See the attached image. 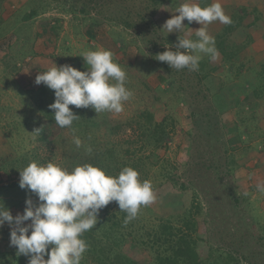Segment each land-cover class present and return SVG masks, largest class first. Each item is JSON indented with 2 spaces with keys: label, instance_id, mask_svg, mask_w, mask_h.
<instances>
[{
  "label": "trees",
  "instance_id": "obj_1",
  "mask_svg": "<svg viewBox=\"0 0 264 264\" xmlns=\"http://www.w3.org/2000/svg\"><path fill=\"white\" fill-rule=\"evenodd\" d=\"M5 1L0 0V41L3 37L5 38L4 33L13 29L11 37L1 41L9 51L12 49L14 39H20L19 28L22 30L21 28L27 27L26 23L44 12L45 7L34 6L18 18L15 13L7 16ZM123 1L127 3V0ZM145 1L147 2L145 5L140 2L139 8L133 9L129 6L124 7L119 0H72L69 11L89 19L86 25L89 40L95 39L96 36L95 32L91 33V31H96L100 24L104 23H99L90 17L92 11H97V6L116 9L117 11L114 12L110 10L108 19L134 33L141 40L144 48L157 49L158 53L165 51L164 45L170 46L171 50L175 51L174 46L178 43L179 36L196 39L193 33L191 36L186 33H189L190 27L200 25L195 21L189 24L187 20L183 23L186 27L178 35H164L163 40L151 37V34H158V31L148 17L158 12L168 15L171 9L167 6V0ZM133 3L135 6L134 1ZM149 7L152 8V13L148 12ZM145 12L150 15H146ZM98 14H101V11H98ZM228 16L232 23L227 25L218 23L216 25L218 30L212 35L215 37V46L219 52L217 59L213 61L209 56L202 58L198 71H189L187 68L171 69L166 62L157 60L158 53L154 54V58L159 71L165 74L166 82L169 86H177V93L183 101H185L184 93H192L193 98L197 100L200 96L201 100H207L210 91L208 83L215 79L216 73L225 72L226 75L224 70L226 68L231 69L228 74L234 70L235 75L238 76L246 70L243 77L249 78L245 80V84L250 91L242 93L241 100L238 98L241 94L232 87L231 94L235 92L233 95L236 98L233 107H246L248 111L254 113L255 109L264 106V59L256 66L243 69L246 64L242 61L241 55L243 53L245 57L247 42L242 39V35L250 34L253 40L251 30L259 29L260 33H264V0H261L260 6L235 10ZM133 17L136 20H132ZM17 23H20L19 28ZM55 23L59 21L53 20V23L49 21L46 24L47 33L53 35L55 28L53 29L51 24ZM160 27L162 28L161 24ZM158 30L160 31L159 27ZM38 35L39 33L36 34ZM157 39H161L162 42ZM21 41V49L17 54L8 57L14 62L36 55L35 49L27 43V39ZM63 48L66 50V47ZM65 50L63 49L62 52ZM57 57L60 58V55L57 54ZM67 64L78 70L87 71V64L82 57ZM16 67V63H13L14 72L17 70ZM143 89L151 95L152 104H161L156 91L149 84L142 83L141 95H143ZM21 91L29 100L32 109L41 115L37 127L40 129L38 141L41 144L49 143L50 140L46 135L52 127L69 130L60 128L55 123L54 111L48 107L55 100L54 90H50L41 83ZM216 91L212 94L213 97L222 91V87H217ZM150 106V102L143 103L142 108L138 106L124 122L113 120L107 111L96 113L91 107L69 106L80 117L73 122L72 129L69 131L74 135H85L87 143L79 148L74 146L64 152L59 164L71 169L78 164L91 163L112 176L118 175L123 167L130 166L138 171L141 181L151 182L155 193L154 202L141 206L136 218L127 224L124 223L127 214L120 211L117 202H110L102 208L95 227L83 233L82 239L88 244V249L83 255L81 264H264V238L259 236L253 223L250 225L247 215L241 214L240 201L235 197L232 189L233 185H240V182H236L235 179L237 171L235 168L232 170L228 167V175L234 174L231 185L225 180L226 172L221 173L223 164L224 168L232 164L227 163L231 151L228 145L222 142L219 134L222 118L220 112L211 113L210 109H205V112L193 109L183 117L189 126L193 123L198 126L200 120L207 124L203 135L207 137L209 152L198 155L201 157L199 162L194 160L192 143L195 142V137L190 129L180 130L184 141L191 142V145L187 146L184 173L177 174L174 165H170L163 156L167 150L166 144L178 122L170 114L160 111L158 113L156 107ZM163 107L165 106H160V109ZM126 128H130L134 140L121 138L119 139L121 141H115L113 137L123 133ZM101 129H104V135L98 138L93 133ZM89 147L91 152L86 150ZM154 151H159L160 154L154 155ZM49 154L47 159L55 157L51 151ZM34 160L38 162L36 158ZM30 162L27 155L16 159H12V155H0V171L19 174L16 170H22ZM262 162L259 161V163ZM183 177H186L185 180ZM16 186L19 185L12 184L8 188L14 189ZM23 190L26 195L36 197L35 194ZM247 190L244 188L241 192L244 193ZM223 198L232 205L231 208L237 216L235 223L231 224L226 214ZM35 200L38 203V197ZM19 206L25 209V201ZM0 242L10 243V227L7 223L0 228ZM14 250H16L15 247H13ZM8 253L0 254L7 256ZM47 258L45 256V259ZM11 259V261L6 260L5 264H28V257L22 255L17 257L12 255Z\"/></svg>",
  "mask_w": 264,
  "mask_h": 264
},
{
  "label": "rangeland",
  "instance_id": "obj_2",
  "mask_svg": "<svg viewBox=\"0 0 264 264\" xmlns=\"http://www.w3.org/2000/svg\"><path fill=\"white\" fill-rule=\"evenodd\" d=\"M71 1L6 0L4 2L7 16L15 13V16L20 18L34 6L45 7V10L31 22L26 23L27 27L21 28L22 30L19 28L20 23H17L20 39H14L11 50L7 51V47L1 41L11 37L13 29L4 33L5 38L3 37L0 41V155H12V159L27 155L31 162L35 161L34 159L36 158L40 164H46L47 162L59 164L64 152L75 146L72 142L74 133L67 129L59 130L52 127L46 135L50 140L49 143L41 144L38 141V133L34 132L37 130L41 115L38 111L32 109L29 105V100L21 90L34 86L38 73L46 71L49 68L48 66L51 67L52 61L59 66L76 61L80 57L81 52L85 50H97L99 48L110 50L113 53L114 62L127 74L126 87L131 91L132 95L128 101L124 102L122 112H108L109 116L113 120L124 122L134 113L138 106L142 108L143 103L149 102L151 106L156 107L158 113L160 111L173 116L178 123L174 128L173 135L170 136V140L166 144L167 150L163 158L170 165H174L177 174L184 173L187 146L191 145V142L184 141L180 130L190 129L195 137V142L192 143L194 160L199 162L201 157L198 155H203V152H209L207 137L203 135V130H205L207 124L200 120L198 121V126L194 123L189 126L183 117L193 109L203 112H205V109H210L211 113L220 112L222 118L219 124V134L222 142L228 145L231 151L227 163L232 164L226 168H224L223 164L221 173L226 172L225 180L227 184L231 185L232 175L234 174L228 175L227 170L228 167L232 168V170L236 169L235 179L236 182H240V185H233L232 189L235 197L240 201V212L247 215L250 225L253 223L256 231L260 234L259 236L264 238V191H260L257 187L258 185L264 186V106L257 110L255 109L254 113L248 111L246 107L235 108L233 107L234 99H236L235 95H233L235 92L231 94L233 87L241 94L238 98L242 100V93L250 91L245 84V80L249 78L243 77L246 70L240 73L241 75L239 76L235 75L234 70L228 74L231 69L227 68L224 69L227 73L226 75L225 72L216 73L215 77L212 75L215 79L208 83L210 95L207 93L209 96L207 100H201V96L197 100L193 98L192 93H184L185 101L180 100V95L176 90L177 86H169L165 80V74L159 71L154 58V54H157L158 50L144 48L141 40L134 33L108 19L109 13L117 11L116 9L111 10L107 8L108 6H97V11L90 13V17L93 20L104 23L100 24L96 31H91V33L95 32L96 36L95 39L89 40L86 32V25L89 23V19L79 13L70 12ZM133 1L135 6H133ZM119 2L124 7L129 6L133 9L139 8L140 2L144 5L147 3L145 0H127V3L119 0ZM184 2L185 0H167V6L171 9V13L168 15L158 12L151 16L149 13H152V8L149 7V13L145 12V14L150 15L148 19H150V23L153 22L155 24L157 28L155 30L158 31V34H151V37L163 40L164 35H178L183 31L182 29L180 32L168 34L167 29H162L160 24L163 26L167 19L178 15L179 13H176V10ZM195 2L200 6H209L216 0H208L207 2L195 0ZM219 2L222 4L225 14L229 15L232 11L241 10L245 7L253 9L260 6L261 0H219ZM98 11H101V14H98ZM53 20H58L59 23L51 24L53 29L55 28L52 35L47 33L45 29L46 24L49 21L53 23ZM132 20L136 19L133 17ZM186 20L182 23L186 22ZM218 23L220 22L214 21L208 26L210 35H213L218 30L216 27ZM199 27H190L189 33L186 34L191 36L193 33V36H195L194 31ZM258 30H251V34L255 38L253 40H251L250 34L242 35V39L247 42L245 57L243 53L241 55L243 56L242 61L246 64L243 69L256 66L259 64L258 62L264 59V33H260ZM38 33L39 35L36 36ZM25 39L35 49L36 55L14 62L8 57H13L17 54L21 49V40ZM161 39L157 40L161 41ZM165 46L163 48L166 50ZM63 47H66V50ZM53 49H55L54 52ZM63 49L65 50L64 52H62ZM158 49H161V47H158ZM57 54L60 55V58L57 57ZM201 55L202 58L208 57L205 54ZM13 63H16L17 66L15 72L13 71ZM144 82L156 91L157 98L161 104H152L151 95L146 89L142 90L143 95H141L140 89H142V83ZM217 87H222V91L219 94L216 93L217 96L213 97L212 94L217 92ZM160 106L165 107L160 109ZM93 134L101 138L104 135V129L97 132L94 131ZM75 136L82 140V145L87 143L85 135L77 134ZM236 137L238 139H235ZM113 138L115 141H121L119 140L121 138L134 140L130 128H126L123 133ZM50 151L55 155V157H51V161L47 159L50 156ZM153 154L159 155L160 153L159 151H154ZM259 161L263 162L259 163ZM16 171H19V169ZM185 178L183 177V180ZM19 179V174L0 171V201L3 202L6 208L10 209L13 216L23 213L22 209L24 208L19 205L31 197L26 195L19 186L14 187V189L8 188L12 184L19 185ZM244 188L248 190L243 193L241 189ZM31 198L34 203H37L36 197ZM225 199L228 200L226 197ZM225 199L223 198L222 202L225 201L223 205L226 214L229 216L231 224L235 223L237 216L231 208V203ZM27 223H30V221L25 222V224ZM126 250L128 251L129 249ZM0 253H8L7 256H1L0 254V264H5L6 260L11 261L12 255L19 256L16 250L13 251V246L6 242L0 244Z\"/></svg>",
  "mask_w": 264,
  "mask_h": 264
},
{
  "label": "clouds",
  "instance_id": "obj_3",
  "mask_svg": "<svg viewBox=\"0 0 264 264\" xmlns=\"http://www.w3.org/2000/svg\"><path fill=\"white\" fill-rule=\"evenodd\" d=\"M176 13L179 14L167 19L162 29H167L168 34L180 32L186 27L182 23L185 19L189 24L195 21L200 25L194 31L196 39L179 36L175 51L165 46L168 50L158 54L157 60L166 62L171 69L198 71L201 54L213 61L219 55L208 26L214 21L227 25L232 20L219 0L206 7L195 0H185ZM79 56L89 66L87 71L70 64L57 66L52 61V66L35 78L37 85L43 83L54 90L55 100L48 107L54 111L55 123L69 130L80 118L70 105L91 107L96 113H120L132 95L126 87L127 74L114 62L110 50H85ZM72 142L77 148L83 143L75 135ZM86 150L91 152L90 147ZM19 176V187L35 194L38 203L27 198L23 213L13 216L0 201V228L5 223L9 225L10 246L16 248L18 255L28 257V264H81L88 249L83 233L95 227L102 208L117 202L120 211L127 214L124 220L127 224L136 218L141 206L155 200L151 182L141 181L138 171L130 166L112 176L91 163L68 169L54 162L32 161L19 170ZM257 187L264 191V186ZM27 221L30 223L25 224Z\"/></svg>",
  "mask_w": 264,
  "mask_h": 264
}]
</instances>
